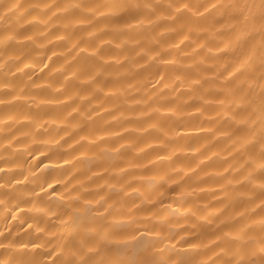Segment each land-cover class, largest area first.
<instances>
[{
	"label": "clouds",
	"instance_id": "clouds-1",
	"mask_svg": "<svg viewBox=\"0 0 264 264\" xmlns=\"http://www.w3.org/2000/svg\"><path fill=\"white\" fill-rule=\"evenodd\" d=\"M0 264H264V0H0Z\"/></svg>",
	"mask_w": 264,
	"mask_h": 264
}]
</instances>
